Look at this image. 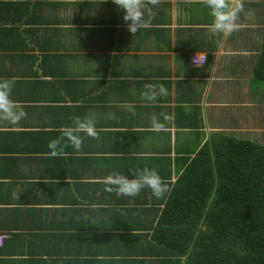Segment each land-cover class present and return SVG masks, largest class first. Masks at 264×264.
<instances>
[{
  "label": "crops",
  "instance_id": "crops-1",
  "mask_svg": "<svg viewBox=\"0 0 264 264\" xmlns=\"http://www.w3.org/2000/svg\"><path fill=\"white\" fill-rule=\"evenodd\" d=\"M239 2V30L227 36H210V10L200 0L149 5L151 26L133 36L112 0H0V78H15L12 98L27 113L18 126L0 123V235L7 237L0 264L32 260L23 255L29 246L12 237L24 233L11 225L39 226L41 217L59 227L84 221L97 232L115 229L123 236L120 246L129 248L120 257L119 246L112 256L118 264H152L134 254V233L152 216L149 207L170 195L180 164L223 136L264 146V74L256 70L264 0ZM197 54L206 56L203 67L191 63ZM145 83H162L168 96L148 105L141 98ZM162 112L173 120L163 131L151 130V116ZM73 115L94 118L99 139L85 136L80 151L68 147L64 156H49L48 142ZM144 166L156 169L170 191L157 200L143 189L139 203L118 205L117 215L134 209L131 228L132 220L124 225L103 212L109 192L99 181L112 172L133 179L131 171ZM31 184L60 190L48 200L58 194L82 206H29L39 196ZM74 209H84L83 217H62L60 211Z\"/></svg>",
  "mask_w": 264,
  "mask_h": 264
},
{
  "label": "trees",
  "instance_id": "trees-1",
  "mask_svg": "<svg viewBox=\"0 0 264 264\" xmlns=\"http://www.w3.org/2000/svg\"><path fill=\"white\" fill-rule=\"evenodd\" d=\"M256 70L264 74V40ZM115 150H110V154H116ZM192 156L187 166L180 164L184 169L170 195L159 206L155 203L149 207L152 216L137 227L134 254L152 264H264V146L223 136L218 143L205 142ZM35 187L39 196L35 194L28 201L29 206H82L78 199L58 194L48 200L54 190L60 191L56 187L46 190L42 185L31 184L32 189ZM141 198V194L117 197L109 193V208L103 212L124 225L132 220L134 228V209L117 215V206L128 205L131 200L139 203ZM83 210L60 212L62 217L79 218L83 217L79 216ZM27 211L17 212L22 215ZM29 211L34 214L36 208ZM11 226L24 233L12 237L29 246L30 250L23 253L32 258L28 264H118L112 256L123 236L114 234L115 229L97 232L84 221L59 227L44 217L39 226L19 220ZM123 243L120 257L129 250ZM54 256L60 261H54Z\"/></svg>",
  "mask_w": 264,
  "mask_h": 264
},
{
  "label": "clouds",
  "instance_id": "clouds-1",
  "mask_svg": "<svg viewBox=\"0 0 264 264\" xmlns=\"http://www.w3.org/2000/svg\"><path fill=\"white\" fill-rule=\"evenodd\" d=\"M118 9L124 12L123 20L127 24V30L134 36L140 29L151 26L154 17H145V10L149 5H158L161 0H112ZM210 10L211 23L207 25L210 36L230 35L239 30L237 23L239 14L244 10L239 0H200ZM206 56L194 57L193 63L197 67L205 62ZM15 85V78H0V123L10 126H18L27 117L23 106L12 98ZM168 96L167 88L162 84L145 83L141 91V98L152 105L160 98ZM132 115L135 112L130 108ZM173 115L168 113L153 114L151 116V130L160 132L166 129L167 124L173 120ZM60 135L48 142V155L51 157L64 156L65 149L73 148L80 151L83 148L85 136L92 139H99V130L96 121L89 116L73 115L71 124L59 129ZM133 179L127 178L121 172H112L100 179L104 185V191L115 193L118 196L135 197L148 188L157 198H163L169 192L168 184L163 180L154 168L136 169L131 171ZM5 242V241H4ZM4 244V243H3ZM2 248V247H1Z\"/></svg>",
  "mask_w": 264,
  "mask_h": 264
},
{
  "label": "built area",
  "instance_id": "built-area-1",
  "mask_svg": "<svg viewBox=\"0 0 264 264\" xmlns=\"http://www.w3.org/2000/svg\"><path fill=\"white\" fill-rule=\"evenodd\" d=\"M199 56H204V55H199ZM194 57L195 56H193L192 58H191V63H192V65L193 66H196V65H194V63H193V59H194ZM206 64V59H205V62L201 65V66H199V67H203L204 65ZM6 236L5 235H0V248L3 246V243H4V241L6 240Z\"/></svg>",
  "mask_w": 264,
  "mask_h": 264
},
{
  "label": "rangeland",
  "instance_id": "rangeland-1",
  "mask_svg": "<svg viewBox=\"0 0 264 264\" xmlns=\"http://www.w3.org/2000/svg\"><path fill=\"white\" fill-rule=\"evenodd\" d=\"M247 17H248V18H251V14L248 13V14H247ZM81 33H82V32L75 31L73 34H74L76 37H81V36H83ZM244 108L247 109L246 107H241V109H240V110L242 111V113L245 112V111H244V110H245ZM240 113H241V112H240ZM117 136H118V135H117Z\"/></svg>",
  "mask_w": 264,
  "mask_h": 264
}]
</instances>
